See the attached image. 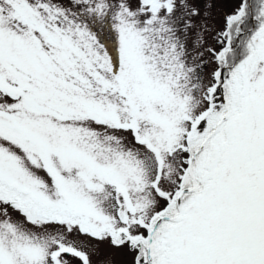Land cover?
Segmentation results:
<instances>
[{"label": "snow or ice", "instance_id": "6c2138e0", "mask_svg": "<svg viewBox=\"0 0 264 264\" xmlns=\"http://www.w3.org/2000/svg\"><path fill=\"white\" fill-rule=\"evenodd\" d=\"M200 3L0 0V264H264V0Z\"/></svg>", "mask_w": 264, "mask_h": 264}, {"label": "rangeland", "instance_id": "374dc122", "mask_svg": "<svg viewBox=\"0 0 264 264\" xmlns=\"http://www.w3.org/2000/svg\"><path fill=\"white\" fill-rule=\"evenodd\" d=\"M208 2L212 3L213 7L208 16V24L211 30L206 33L205 39L208 45H213L215 43L213 35L215 31L224 27V16L232 11L234 0H201L202 13L204 4ZM126 259L123 250L111 248L107 243H104L99 245V254L93 256V264H126Z\"/></svg>", "mask_w": 264, "mask_h": 264}]
</instances>
